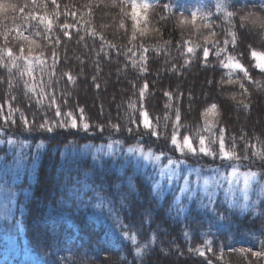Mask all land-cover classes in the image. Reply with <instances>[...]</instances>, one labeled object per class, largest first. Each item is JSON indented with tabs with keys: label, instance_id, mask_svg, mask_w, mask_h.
Returning a JSON list of instances; mask_svg holds the SVG:
<instances>
[{
	"label": "trees",
	"instance_id": "1",
	"mask_svg": "<svg viewBox=\"0 0 264 264\" xmlns=\"http://www.w3.org/2000/svg\"><path fill=\"white\" fill-rule=\"evenodd\" d=\"M24 7L25 11L0 15V48L6 46L3 39L8 34V47L19 54L20 46L27 54L31 47L34 56L43 54L47 64L33 65L32 76H21L24 62L17 61L19 70L11 73L0 67V105L12 104L24 112L31 121L40 123L45 116L49 121L57 119L55 108L49 109V100L28 92L25 84L34 85L36 92L44 89L45 95L56 96L62 111L85 109V117L92 125L104 126L99 132L92 128L83 131L57 130L46 133L25 131L16 113L17 123L3 125L0 134V264H264L251 253H241V248L260 250L264 240V198L254 210L241 212L230 208L219 196L210 208L200 207L195 198L176 203L177 192L168 193L153 188L154 171L144 167L133 156H127L129 147H143L155 154L163 153L162 164L167 157L178 158L168 146L166 138L157 139L144 133L125 131L133 113L128 105L135 101L139 108V89L148 83L145 106L152 117H160V129L167 124L172 131L175 110L179 108L181 129L194 134L203 126L201 112L212 103L219 106L217 130L227 129L226 145L231 146L236 137V151L249 160L241 159L240 171L264 170V163L252 156L253 151L264 147V91L253 87L246 80L245 94L238 84L228 83V69L221 67L212 45L207 67L202 62L205 37L214 32L212 39L223 47L224 40H231L228 31L238 34V47L228 45L229 52L242 60L254 80L264 86V73L251 67L254 61L248 55L249 46L264 51V39L250 25L241 26V16L254 13L264 16V0H137L149 3L148 12L140 13V27H147L145 36L134 31L131 16V0H5ZM115 3V6L113 4ZM235 16L225 18L221 5ZM25 5H27L25 7ZM59 5V7H57ZM165 5L169 7L165 9ZM5 9L0 6V14ZM197 13L196 26H181V19H191ZM47 15L53 21L47 32L37 21L25 20L27 14ZM147 16V21L143 19ZM167 17L162 19L161 17ZM208 19L204 20L203 17ZM123 22L125 28L119 24ZM70 29H63V24ZM211 23V28H205ZM17 28L40 45L35 47L23 41ZM158 30V31H156ZM70 32L72 39L63 36ZM95 31L97 35H89ZM40 35H35V33ZM104 40H100V36ZM50 37V39H49ZM61 39L57 45L55 40ZM83 37V40L79 38ZM131 41V42H130ZM185 41L201 45L197 58L185 66ZM115 44V48L107 44ZM149 48L147 72H139V64L132 67V60H139L140 45ZM131 49V51H128ZM56 52L60 63L53 70L52 53ZM105 53H108L106 56ZM7 59V58H5ZM83 61V62H81ZM175 68L176 71H172ZM71 72L76 85L67 84L64 72ZM93 76L99 84H93ZM242 74L234 73L237 79ZM34 77V79H33ZM58 81V83H57ZM209 81L211 83H209ZM170 91V101L164 95ZM182 94V95H181ZM235 96L233 100L231 97ZM15 97L13 100L12 98ZM191 97V99H190ZM67 99L68 103L63 104ZM249 104L244 109L239 101ZM172 108L166 109L165 105ZM165 114L171 118L163 119ZM76 115H79L77 112ZM240 119V121H239ZM109 123H119L120 131L114 132ZM133 127H135L133 125ZM208 136V133H202ZM257 137L259 139H257ZM15 140L8 145L7 140ZM119 140L120 143H116ZM43 143L42 149L36 145ZM118 148L113 153L96 154V148ZM218 147V145H213ZM189 166H199L202 171L223 168L219 160L206 157H186ZM19 161V163H17ZM226 170H230L227 169ZM7 174V186L4 182ZM163 193V196H161ZM7 197V198H6ZM84 203L89 206L84 207ZM101 207H94L95 204ZM206 204L205 202H203ZM79 206V207H78ZM184 207V211L179 209ZM216 209L215 212L211 209ZM109 209L112 210L111 215ZM220 217H223L221 219ZM118 218L120 224L115 223ZM125 230L137 236V245L123 238ZM210 240L212 251H207L205 241ZM203 248L206 257H200L196 248ZM142 249V255L135 252ZM219 257V258H218Z\"/></svg>",
	"mask_w": 264,
	"mask_h": 264
},
{
	"label": "snow or ice",
	"instance_id": "2",
	"mask_svg": "<svg viewBox=\"0 0 264 264\" xmlns=\"http://www.w3.org/2000/svg\"><path fill=\"white\" fill-rule=\"evenodd\" d=\"M52 4H56V0H51ZM124 3H127L128 0H123ZM33 3H35V0H33ZM0 6H2L5 11L4 13L0 14L3 15L8 12H16L19 11L21 14L24 13L25 8L24 7H18L15 4L7 3L5 0H0ZM27 5H25L26 7ZM115 6V3L113 4ZM59 7V5H57ZM151 5L147 2L145 3H137V0H131V12L126 13L131 16V20L133 21V28L134 31L131 36V41H135L137 39L136 33L139 32L140 36H145L148 32V28L140 27L141 23V16L140 13H147L150 9ZM169 6L165 5V9H167ZM226 19L231 20L235 13L232 11H228L227 5H221L219 6ZM162 19H166L167 17L162 16ZM25 20H31V21H37L40 25H43L45 27V30L47 32L52 31L53 27V21L50 19L47 15H33L31 13L24 16ZM145 21H147V16L145 15L143 17ZM197 13H192L191 19H181L179 21V24L181 26L191 24L193 27L196 26L197 23ZM204 20H207L208 17H203ZM250 25L252 29H254L257 34L261 37V39H264V16H257L254 13H248L246 15L241 16V26H248ZM205 28H211V23H205L203 25ZM72 25L70 24H63V29H70ZM119 27L121 29L125 28V24L121 22L119 24ZM16 31L18 32L20 38L23 41H26L29 45H34L35 47H40L38 43H36L35 40L30 39L29 36L23 34L22 28H17ZM158 31V30H156ZM35 35H40V33H35ZM89 35L95 36L97 35L95 31L90 32ZM215 33L212 32L209 34V36L205 37L204 40V46L198 44H193L191 41H185L184 47H186V53H182V55H185V66H188L191 64L192 59L197 58V50L201 49L202 47V62L204 63L205 67H207L209 61V55L211 49L207 46L208 44L212 45V49H215L214 55L217 57L219 64L221 67L228 69V83L229 84H238L241 89H243L244 93H248V88L245 86V83L242 82L246 80L249 84H251L253 87L260 89L264 91V86H262L261 81L254 80L253 77L250 74V70L248 67H245L244 63L240 58H238L236 55L229 52L228 45L231 44L232 48L235 49L238 47V34L236 31L229 30L228 35L231 37V40H224L223 47H218V43L213 40L212 38L215 37ZM63 36L67 37L69 40L72 39V36L70 32L64 31ZM100 40L103 41L104 37L101 35ZM3 39L6 42V46L0 48V67L6 68L9 73L12 72L13 69L19 70L20 65L17 63V61H23L25 67L24 71L20 72L21 76L28 75L32 76L33 73V65L38 64L41 66V71H43V66L47 64V61L42 58L43 54L34 56L32 48L29 47L27 54H25V48L23 46H20L18 49L19 54L17 55L14 53L12 47H8V34L3 35ZM50 39V37H49ZM80 40H83V37L79 38ZM130 41V42H131ZM55 43L59 45L61 43V39L58 37L55 40ZM107 47L109 48H115V44L108 43ZM140 48L142 49V53L139 57V60H132L131 64L133 68H136L139 64V72L140 73H146L147 72V65H148V55L149 48L145 45H140ZM128 51H131V49H128ZM107 56L108 53H105ZM248 55L250 56L251 60L254 61V63L251 65V67L258 69L259 72L264 73V51H258L254 48H251L249 46L248 49ZM7 58V59H5ZM52 59H53V70L51 72V75H55V67L57 64L60 63L59 58L55 51L52 53ZM83 62V61H81ZM172 71H176L175 68L172 69ZM234 73H240L242 74L241 77L237 79H233L232 76ZM63 78H66L65 82L67 84H71L73 86L76 85V78L73 76V74L69 72L63 73ZM34 79V77H33ZM93 84L98 89L99 84L96 82V77L93 76ZM58 83V81H57ZM209 83H211L209 81ZM25 87L27 88L28 92H31L33 95H40L41 100H37L36 103L39 105L42 103V100L47 99L49 100V109L55 108V119L54 121H49L47 117L40 122L36 123L35 118L30 121L29 118L25 115L24 112L20 111L18 108H13L12 104L9 103L7 105V114H5L4 106L0 105V120L3 121V125H7L11 123L13 126L16 125V113L19 112V120L24 128L25 131L31 132L35 128L38 131L46 132V133H54L57 130H65V131H83L85 133H88L92 128H95L99 132L104 131V126L100 124L92 125L90 122H88L87 118L85 117V109L82 107L77 106L75 110H70L68 112L62 111L61 104L57 103V99L55 94L52 95H45L44 89L41 88L40 92H36V87L34 85H28L25 84ZM148 83L145 82L142 87L139 89V101L140 105L139 108H137V104L135 101L129 103L128 107L133 113L138 112L137 115H132L128 120V126H126L125 131L131 136L134 132H140L143 131L147 135L151 137H155L157 139L166 138L167 144L169 147H171L172 151L177 154L176 159H173L172 157L166 158V165L160 168L159 175L161 177V180L167 178L169 183L173 179L179 180L181 178V172L184 170H187L188 175H191L192 173H196V176L198 178L197 183L199 182V177L201 175V167L199 166H189L187 164L186 157H206L211 159L212 161L219 160L221 162V165L227 169H230V173L228 176H224L221 174V168L215 167L210 169L216 176L219 177V179H216L213 183L216 188H224V184L227 183V188L225 189V201L228 202V206L230 208H236L239 207L241 212H248L250 205H249V193L253 191L254 186L255 189L258 190L259 194L261 196H264V170L262 169H256V170H247V171H240V165L239 161L241 159L243 160H249L250 157L247 155V148L253 147V145H246L245 148V155L241 157L239 153L236 151V144L235 140L236 137H232V144L231 146L226 145V128H219L217 130V124L218 120L214 119V117H218L220 115L219 113V106L216 103H212L211 105L207 106L202 112L201 117L203 120V126L198 127L194 134H186L181 131L183 127H186L181 123V113L179 108H176L175 110V118L172 123V131L171 133H167V124L164 125V129L161 130L159 126V120L160 117H152L149 113V110L145 106V100H146V93L148 92ZM164 95L168 97V99L171 101L173 98V94L170 91H165ZM182 95V94H181ZM13 100L15 97L12 98ZM191 99V97H190ZM231 99L235 100L236 97L233 96ZM68 103V100L65 99L63 101V104L66 105ZM239 104L244 108L248 109L249 104L246 103L244 100H240ZM166 109L172 108L171 104L165 105ZM79 113V115H76V113ZM171 117L167 114L163 117L165 120H169ZM133 125L135 127H133ZM109 126L113 129L114 132L120 131V124L119 123H109ZM3 133V126H0V134ZM202 133H208V136L203 135ZM257 139H259L257 137ZM16 143L15 140L9 139L7 140L8 145H14ZM116 143H120L119 140L116 141ZM262 145H264V142H261ZM213 145H218V147H213ZM37 149H42L44 147L43 143L36 145ZM108 147L111 149L112 145L109 144ZM129 154H133L136 152H139L140 156L144 158L145 160H151L154 161L157 165H159V162L164 159L163 153L161 154H155L153 150L148 149L145 151V149L141 146H139V141H137V147H129L127 149ZM252 156L255 157L256 160L261 161L264 163V147H261L259 150H255L252 153ZM19 163V161H17ZM7 174H5L4 182L7 186ZM242 183V186H241ZM153 188L160 189L161 188V182L159 180L153 182ZM203 189H204V195L208 197V203L204 204L201 202L200 207L208 209L211 205L215 203V191H210V180L204 179L203 180ZM181 195L187 194V199L189 201L195 199L197 197L196 190L194 188H190V181L188 179V176L183 177V186L179 189ZM239 191L240 198L242 199L243 203H240L239 200L236 198V192ZM161 196H163V193H161ZM7 198V197H6ZM180 197H176V203L179 204ZM89 205L87 203H84V207H88ZM94 207H101V204H95ZM79 207V206H78ZM253 210L255 206H252ZM181 212H183L185 209L184 207H181L179 209ZM211 211L215 212L216 209L212 208ZM112 210L109 209V214L111 215ZM223 219V217H220ZM115 223L120 224L118 218H114ZM123 238L130 241L132 245H137V236L136 235H129V233L125 230L123 233ZM211 241L206 240L205 245L207 246V251L211 252ZM189 251H195L200 257H206V252L203 248H196L195 250L189 249ZM241 253L247 254L251 253V256L256 258L257 261H264V240L260 241V250L252 251L251 249L247 248H241L239 250ZM135 255L137 257L142 255V249H137L135 252ZM219 258V257H218ZM208 264H212L211 261L208 262Z\"/></svg>",
	"mask_w": 264,
	"mask_h": 264
},
{
	"label": "rangeland",
	"instance_id": "3",
	"mask_svg": "<svg viewBox=\"0 0 264 264\" xmlns=\"http://www.w3.org/2000/svg\"><path fill=\"white\" fill-rule=\"evenodd\" d=\"M240 121V119H239ZM117 152L119 151L118 148H96L94 150V152L96 154H101V153H113V152ZM125 153L127 156H133V158L137 161H139L144 167H149L152 169V171H154V176L156 177V181L159 180L161 182V188L159 190H162L164 193H168L170 191H172V189H174V191L177 192V197H180V201L183 199H187V194L185 195H181L179 189L183 186V177L184 176H188V179L190 181V188H194L196 190L197 193V199L199 200V202H205L206 204L208 203V197L206 195H204V189H203V180L204 179H209L210 180V191H215L216 192V196L214 199L217 198V196H219L223 201H225V189L227 188V183L224 184V188H216L214 185V181L216 179H219L218 176H216L210 169H206L203 170V172H201V175L199 177V182L197 183V176L196 173H192L191 175H188L187 170H184L181 172V178L179 180L173 179L171 181V183H169V181L167 180V178L161 180V177L159 175V171L160 168L165 166V164H162L161 161L159 162V165H157L154 161L151 160H145L144 158H142L139 154V152L133 153V154H129L127 149L125 150ZM230 173V170H226L225 167L221 168V174L224 176H228ZM242 186V183H241ZM236 198L237 200L240 201V203H243L242 199L240 198V193L239 191L236 192ZM264 196H261L258 192V190L254 189L253 191H251L249 193V205L250 208H253L252 206H256L257 202H259L261 199H263ZM194 200V199H193ZM193 200L189 201L192 202ZM225 203L228 205V202L225 201ZM239 208V207H236Z\"/></svg>",
	"mask_w": 264,
	"mask_h": 264
}]
</instances>
